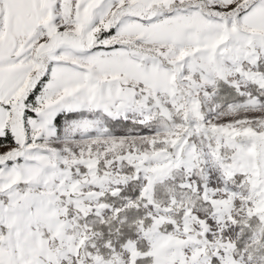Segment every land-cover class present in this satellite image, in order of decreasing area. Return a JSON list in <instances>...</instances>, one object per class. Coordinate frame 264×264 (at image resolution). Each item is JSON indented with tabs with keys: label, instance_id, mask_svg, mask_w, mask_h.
<instances>
[{
	"label": "snow or ice",
	"instance_id": "6c2138e0",
	"mask_svg": "<svg viewBox=\"0 0 264 264\" xmlns=\"http://www.w3.org/2000/svg\"><path fill=\"white\" fill-rule=\"evenodd\" d=\"M0 264H264V0H0Z\"/></svg>",
	"mask_w": 264,
	"mask_h": 264
}]
</instances>
